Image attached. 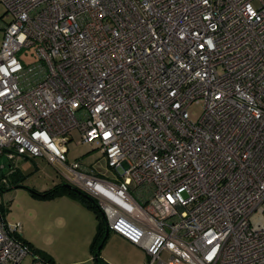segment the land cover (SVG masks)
Masks as SVG:
<instances>
[{"label":"built area","instance_id":"built-area-1","mask_svg":"<svg viewBox=\"0 0 264 264\" xmlns=\"http://www.w3.org/2000/svg\"><path fill=\"white\" fill-rule=\"evenodd\" d=\"M0 4V186L42 157L143 264H264V0ZM73 130L115 179L67 161ZM20 231L0 211V264H51Z\"/></svg>","mask_w":264,"mask_h":264},{"label":"rangeland","instance_id":"rangeland-1","mask_svg":"<svg viewBox=\"0 0 264 264\" xmlns=\"http://www.w3.org/2000/svg\"><path fill=\"white\" fill-rule=\"evenodd\" d=\"M5 8L0 4V16L5 21L10 17L4 15ZM3 30L0 27V44ZM19 54L18 56H20ZM26 61H32L31 55H24ZM191 116L196 119L201 112L200 105L193 104L189 108ZM73 139L67 142V161L72 162L79 159L82 164L88 166L98 175H103L109 179L117 177L116 172L108 166L106 156L96 145L78 142L79 135L72 131ZM15 175H9L10 183L19 184L18 187L5 188L0 190V204L3 213L11 222L25 220V216H33L36 220L44 214L43 198L33 196L30 189L43 191L53 187L56 183H66L61 176L60 170L42 157L24 158L21 157L12 163ZM45 211V210H44ZM44 217V215H43ZM28 222V219H26ZM33 228L35 241L40 244L54 246L53 232L49 224H42ZM100 259L107 264H142L145 258V251L141 247H135L125 243L116 237L113 232H109L105 238L99 253ZM31 256L26 255L23 264H30Z\"/></svg>","mask_w":264,"mask_h":264},{"label":"crops","instance_id":"crops-1","mask_svg":"<svg viewBox=\"0 0 264 264\" xmlns=\"http://www.w3.org/2000/svg\"><path fill=\"white\" fill-rule=\"evenodd\" d=\"M20 158H16L13 163ZM9 168L7 173L14 171L12 164ZM41 203L44 205V217L41 215L36 220L30 214L24 217L25 220L14 221L19 222L21 225L20 237L30 247L51 257L53 264H97L92 252V241L99 226V219L95 212L80 199L67 193L42 200ZM3 216L7 221L11 222L5 214ZM26 219H28V222H26ZM39 224V229L42 224H49L51 228L55 229L52 234L54 246L51 247L35 241L33 228ZM113 233L125 243L140 247L130 243L117 233ZM146 257L145 252L144 261Z\"/></svg>","mask_w":264,"mask_h":264},{"label":"trees","instance_id":"trees-1","mask_svg":"<svg viewBox=\"0 0 264 264\" xmlns=\"http://www.w3.org/2000/svg\"><path fill=\"white\" fill-rule=\"evenodd\" d=\"M17 172L12 171L11 173H7V172H4L2 174V176H6L7 179H8V185L7 186H4V184H2L0 186V190L2 189H9L11 187H18L20 186L19 184H16V185H13V183L11 184L10 183V179L8 178L9 175H15ZM11 184V185H9ZM30 192L33 196H36V197H39V198H43V199H51L55 196H58V195H61L63 193H67L75 198H78L80 199L83 203H85L89 208H91L97 218L99 219V226H98V230L97 232L95 233V236L93 238V241H92V252H93V257H94V251L96 250L97 246L99 243L104 242L105 238L107 237V235L105 236V224H104V220H103V214L99 208V206L96 204L95 201L91 202L90 200H88L87 198H85L82 194H79L78 192H76L75 190L73 189H70L66 186H64V183L63 182H60V183H56L53 187L49 188V189H46V190H43V191H39V190H36V189H33L31 188L30 189ZM0 211L2 212L3 211V207L2 205L0 204ZM2 214L4 215V213L2 212ZM19 239H21L23 242H25L20 236H17ZM26 243V242H25ZM28 244V243H27ZM30 247V246H29ZM31 251L33 253H36L40 256H42L43 258H45L46 260H48L51 264H53V260L51 257H49L48 255L44 254L43 252L35 249V248H32L30 247ZM100 253V251H99ZM99 253H98V259H95L96 263L97 264H107L105 262H103L100 257H99Z\"/></svg>","mask_w":264,"mask_h":264},{"label":"water","instance_id":"water-1","mask_svg":"<svg viewBox=\"0 0 264 264\" xmlns=\"http://www.w3.org/2000/svg\"><path fill=\"white\" fill-rule=\"evenodd\" d=\"M64 186H66V187H68V188H70V189L75 190V191L78 192L79 194H82L85 198H87V199L90 200L91 202L94 201V199H93L91 196H89L88 194H86V193H84L83 191L79 190L78 188H76L75 186H73L71 183L66 182V183H64ZM103 220H104V224H105V236H106V235L109 233V228H108V226H107V223H106L104 217H103ZM101 246H102V242L98 244L96 250L94 251V257H95L96 259H98V253H99V251H100ZM94 257H93V258H94ZM94 260H95V259H94Z\"/></svg>","mask_w":264,"mask_h":264}]
</instances>
